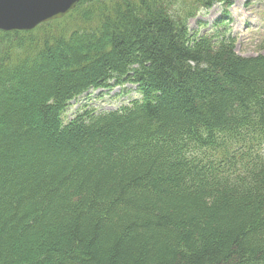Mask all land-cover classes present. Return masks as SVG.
Listing matches in <instances>:
<instances>
[{"label":"trees","instance_id":"trees-1","mask_svg":"<svg viewBox=\"0 0 264 264\" xmlns=\"http://www.w3.org/2000/svg\"><path fill=\"white\" fill-rule=\"evenodd\" d=\"M231 5L83 0L0 30V264H264V54L236 53Z\"/></svg>","mask_w":264,"mask_h":264},{"label":"rangeland","instance_id":"rangeland-1","mask_svg":"<svg viewBox=\"0 0 264 264\" xmlns=\"http://www.w3.org/2000/svg\"><path fill=\"white\" fill-rule=\"evenodd\" d=\"M231 2L232 5L227 10L226 32L235 37L236 53L245 57L264 54V0H231ZM223 10L222 5L214 4L208 11H200L189 19L190 29H198L200 33L214 31V21L222 16ZM125 89L129 90L128 93L121 95L118 87L111 90H89L71 101L67 114L70 117L82 105L104 110L115 109L138 98L132 85H125Z\"/></svg>","mask_w":264,"mask_h":264},{"label":"water","instance_id":"water-1","mask_svg":"<svg viewBox=\"0 0 264 264\" xmlns=\"http://www.w3.org/2000/svg\"><path fill=\"white\" fill-rule=\"evenodd\" d=\"M83 0H0V30L28 31L62 18Z\"/></svg>","mask_w":264,"mask_h":264},{"label":"bare ground","instance_id":"bare-ground-1","mask_svg":"<svg viewBox=\"0 0 264 264\" xmlns=\"http://www.w3.org/2000/svg\"><path fill=\"white\" fill-rule=\"evenodd\" d=\"M229 80V79H228ZM216 87V86H215ZM224 136V135H223ZM225 137V136H224ZM214 139V138H213ZM246 140V139H245ZM215 141V140H214ZM248 141V140H247ZM222 142V141H221ZM224 147V146H223ZM205 159V158H204ZM196 161V160H195ZM178 174V173H177ZM187 174V173H186ZM224 176V175H223ZM201 181V180H200ZM199 181V182H200ZM196 182V181H195ZM198 182V181H197ZM194 185V184H193ZM186 186V185H185ZM229 191H230V189H229ZM239 191V190H238ZM238 193V192H237ZM239 196V195H238ZM212 197V196H211ZM181 198V197H180ZM264 203V202H263ZM131 234V233H130ZM97 237V236H96ZM60 241V240H59ZM143 262V261H142Z\"/></svg>","mask_w":264,"mask_h":264}]
</instances>
